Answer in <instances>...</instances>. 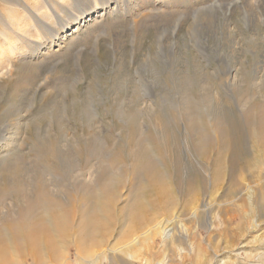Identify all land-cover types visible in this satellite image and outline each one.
Masks as SVG:
<instances>
[{
    "label": "rangeland",
    "instance_id": "obj_1",
    "mask_svg": "<svg viewBox=\"0 0 264 264\" xmlns=\"http://www.w3.org/2000/svg\"><path fill=\"white\" fill-rule=\"evenodd\" d=\"M262 1L97 13L51 45L34 17L57 27L82 0H0V246L29 233L46 264H85L82 248L264 264Z\"/></svg>",
    "mask_w": 264,
    "mask_h": 264
},
{
    "label": "bare ground",
    "instance_id": "obj_2",
    "mask_svg": "<svg viewBox=\"0 0 264 264\" xmlns=\"http://www.w3.org/2000/svg\"><path fill=\"white\" fill-rule=\"evenodd\" d=\"M82 1L83 2H79L78 3L79 13L77 14V12H76L77 15H75V13L74 14L73 13L70 14L65 21H63V19H58L57 20L58 21L57 22V27H52L51 25L45 24L43 21H41L37 17H34V21H35L36 25L41 30V32H40L41 36H43V38L45 40H48V42H50L51 45L52 44L54 45L55 43H57L56 41L59 40L60 38L64 39L65 36L68 37V34L66 35V32L68 30H70V29H73L72 27H75L73 29L72 33L75 31V29L78 30L77 32L81 31L82 29L80 27V23L82 24V23L87 22V20L89 21V20L93 19L94 15L97 14V13H99V17H101V18H103L105 15H107V14H109V13L115 11V10L116 11H120V12H126L128 14H134V15H138L140 12L145 11V10L158 11V10H161V9L166 10L168 12H170V11L179 12L180 11V12L183 13V12H185L188 9H192L194 7H199L201 5L212 4V2H213V0H100V2H101V6H100L101 7V11L97 12L96 11V7L93 4L94 2L92 0H86V1L82 0ZM25 8H26V10H29V8H27V7H25ZM261 9L264 11V0L262 1ZM156 13H158V12H156ZM203 24L204 23L201 21L199 23V27H203ZM174 28L176 29V27H174ZM223 35H225V34H223ZM19 36L23 38V43L24 42H28V40H26L24 38L22 33L21 34L19 33ZM223 40H225V39H223ZM36 42L37 43H35L33 45V49L31 50V51H33L35 53H37L42 48L41 46L43 45L42 42H38V41H36ZM171 42H173V41L171 40ZM56 45H58V44H56ZM172 45H174V42H173ZM201 48H202V50H204L205 49L204 45L201 44ZM36 50H38V51H36ZM220 59L223 60L225 64H228V60H227L228 58L226 57V55H222ZM172 61H173V59H172ZM171 64H173V62H170V66H171ZM225 71H227V73H224V77L227 80L228 76L230 75V73L232 71L231 67L228 65V67L225 69ZM226 83H228V81H226ZM152 85H153V83H152ZM155 227H157V226L155 225L154 228ZM158 227H160L162 232L164 233V238H168L170 232L166 228H163L164 226H162V224L160 226H158ZM82 229H83V227H82ZM28 230L26 229L27 232H28ZM85 231H87V230H85ZM81 232H79V233H81ZM61 233H60V235H61ZM86 233H85V235L88 234V233L87 234ZM31 235H29V233L28 234L24 233L20 237H18L17 239H15V237H12V239H11L12 246L9 247V245H8V247H7L8 251L6 249V246H2V247L0 246V264H26L25 263L26 261L24 260L25 255H27L28 257L31 258V262L33 264H41V263L42 264H44V263L46 264V262H48V260L45 259L46 262L43 263V261H45V260L41 259V255L40 254H39V258L37 257V255L34 256V253H36V251L39 249V246L41 245L39 243H41V242H39L38 237L31 236ZM63 235H65V233ZM83 235H80V236L83 238ZM56 236H57V234H56ZM77 236H78V234H77ZM81 237L79 239H81ZM44 239H46V237ZM61 240H62L61 241L62 245L64 243L66 244V242H67L66 241V237L62 238ZM136 241H137V237L134 238V240L132 242L135 243ZM45 242L47 244L46 246L47 247L49 246L50 249H51V251L50 250L49 251L53 252L51 239L47 238ZM42 244H44V242ZM75 247H76V245H75ZM9 248H10V250H9ZM63 248H65V246ZM78 249H80V248H78ZM82 249H83L84 253H82V251L81 252L78 251V252L83 254V256L81 258L83 263H85V264H95L96 261H97V258L100 255L95 256V258H91L90 259V255H89L90 253H88L89 251H86V250H88V248L86 250H85V248H82ZM39 252H40V250H39ZM46 252L48 253V251H46ZM56 252H58V251H56ZM42 254H44V252ZM55 254H58V253H55ZM59 255H60V253H59ZM46 256H48V254ZM56 256H58V255H56ZM57 260L58 259L56 258V261ZM50 263H51V261H50Z\"/></svg>",
    "mask_w": 264,
    "mask_h": 264
}]
</instances>
